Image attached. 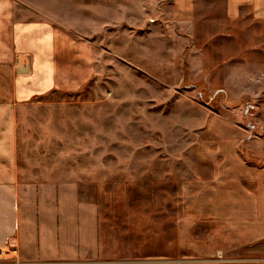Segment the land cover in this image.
<instances>
[{"label": "rangeland", "instance_id": "rangeland-1", "mask_svg": "<svg viewBox=\"0 0 264 264\" xmlns=\"http://www.w3.org/2000/svg\"><path fill=\"white\" fill-rule=\"evenodd\" d=\"M170 1H156L152 21H119L133 14L111 8L98 23H77L79 45L93 48V70L78 72L76 89L53 88L19 108L21 178L71 182L95 205L99 257L179 255L181 188L198 167L195 144L211 137L205 130L215 114L249 121L253 98L244 93L260 90L247 82L253 62L264 59L249 50L264 47V22L236 24L224 0H194L184 24ZM21 8L24 16L35 11ZM250 29L257 37L251 45ZM5 253L0 248V264Z\"/></svg>", "mask_w": 264, "mask_h": 264}, {"label": "crops", "instance_id": "crops-1", "mask_svg": "<svg viewBox=\"0 0 264 264\" xmlns=\"http://www.w3.org/2000/svg\"><path fill=\"white\" fill-rule=\"evenodd\" d=\"M156 1L0 0V248L7 264H264V59L253 62L247 82L260 90L244 93L253 98L249 121L215 114L205 130L211 137L195 144L198 167L181 188L178 256L99 257L95 205L80 199L71 182L31 183L19 174V108L53 88L76 89L78 72L93 70V48L79 45L77 23H98L111 8L133 14L119 21H152ZM172 1L176 17L189 22L194 0ZM22 6L35 10L32 17ZM224 10L236 24L264 22V0H224ZM253 33L245 32L250 45ZM249 50L264 55V47Z\"/></svg>", "mask_w": 264, "mask_h": 264}]
</instances>
